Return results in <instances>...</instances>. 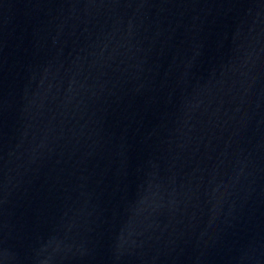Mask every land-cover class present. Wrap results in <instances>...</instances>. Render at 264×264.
<instances>
[{
    "label": "water",
    "instance_id": "obj_1",
    "mask_svg": "<svg viewBox=\"0 0 264 264\" xmlns=\"http://www.w3.org/2000/svg\"><path fill=\"white\" fill-rule=\"evenodd\" d=\"M0 264H264V0H0Z\"/></svg>",
    "mask_w": 264,
    "mask_h": 264
}]
</instances>
